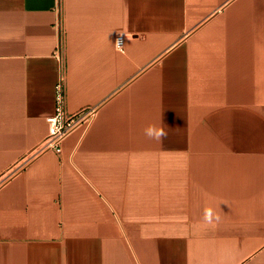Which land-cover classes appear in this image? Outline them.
Wrapping results in <instances>:
<instances>
[{
	"label": "crops",
	"instance_id": "0c3cea01",
	"mask_svg": "<svg viewBox=\"0 0 264 264\" xmlns=\"http://www.w3.org/2000/svg\"><path fill=\"white\" fill-rule=\"evenodd\" d=\"M0 264H264V0H0Z\"/></svg>",
	"mask_w": 264,
	"mask_h": 264
},
{
	"label": "built area",
	"instance_id": "2783aa9c",
	"mask_svg": "<svg viewBox=\"0 0 264 264\" xmlns=\"http://www.w3.org/2000/svg\"><path fill=\"white\" fill-rule=\"evenodd\" d=\"M116 45L120 50L124 48V36L116 38ZM96 111L93 108H83L76 112H69L66 107V92L64 78L56 85L55 111L47 118L49 133L37 148V153L46 151L60 152L63 140L76 128L88 127L94 119Z\"/></svg>",
	"mask_w": 264,
	"mask_h": 264
},
{
	"label": "clouds",
	"instance_id": "9594fccd",
	"mask_svg": "<svg viewBox=\"0 0 264 264\" xmlns=\"http://www.w3.org/2000/svg\"><path fill=\"white\" fill-rule=\"evenodd\" d=\"M164 133L161 131V132H159L157 135L159 136V135H163Z\"/></svg>",
	"mask_w": 264,
	"mask_h": 264
}]
</instances>
